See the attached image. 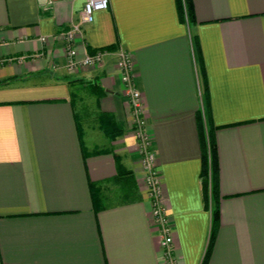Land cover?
I'll return each instance as SVG.
<instances>
[{
  "label": "crops",
  "instance_id": "obj_1",
  "mask_svg": "<svg viewBox=\"0 0 264 264\" xmlns=\"http://www.w3.org/2000/svg\"><path fill=\"white\" fill-rule=\"evenodd\" d=\"M42 1L0 0V264H165L113 55L66 70L59 31L78 22L82 0ZM190 9L187 20L175 0H107L79 23L75 48L130 55L177 264H199L207 242L195 123L205 93L217 220L202 264H264V0ZM100 112L120 134L102 133ZM113 153L132 199L112 180Z\"/></svg>",
  "mask_w": 264,
  "mask_h": 264
},
{
  "label": "built area",
  "instance_id": "obj_2",
  "mask_svg": "<svg viewBox=\"0 0 264 264\" xmlns=\"http://www.w3.org/2000/svg\"><path fill=\"white\" fill-rule=\"evenodd\" d=\"M52 0H43L45 8ZM107 0H82L78 22L70 23L59 31L63 49V66L66 70L93 67L100 64L106 54L113 55L114 68L121 83V92L128 108V122L137 153V161L142 175V189L148 201L149 221L158 237L160 256L165 264H177L171 248L172 225L161 198L159 172L154 164L151 140L145 130L143 103L131 73L129 53L120 46L112 50L95 48L77 54L74 37L79 33V23L91 21L94 10L106 6ZM42 38V37H41Z\"/></svg>",
  "mask_w": 264,
  "mask_h": 264
},
{
  "label": "trees",
  "instance_id": "obj_3",
  "mask_svg": "<svg viewBox=\"0 0 264 264\" xmlns=\"http://www.w3.org/2000/svg\"><path fill=\"white\" fill-rule=\"evenodd\" d=\"M175 4L180 18H182L183 15L187 20L192 18L190 0H175ZM194 47L195 51L197 52V44L195 42ZM199 62L200 61L198 59V63ZM195 123L199 144L198 178L201 203L202 207L209 212L207 242L199 262V264H202L206 255L207 247L210 243L213 227L217 220L216 165L214 156V141L212 138L213 125L209 120L208 105L205 93L203 94V104L201 109H197L195 112ZM97 126L108 138H113L122 131L121 124L114 120L112 115L107 112H100L97 115ZM113 158L115 162V175L113 176L112 180L117 183L122 194V200L132 199L134 198L133 191L135 190V186L133 185L130 171L123 167L117 154L113 153ZM88 189L91 208L93 211H96L98 208L103 206L102 195L97 185L92 182L88 183Z\"/></svg>",
  "mask_w": 264,
  "mask_h": 264
},
{
  "label": "rangeland",
  "instance_id": "obj_4",
  "mask_svg": "<svg viewBox=\"0 0 264 264\" xmlns=\"http://www.w3.org/2000/svg\"><path fill=\"white\" fill-rule=\"evenodd\" d=\"M75 105H77L76 102H75ZM77 111L79 112L78 106H77Z\"/></svg>",
  "mask_w": 264,
  "mask_h": 264
}]
</instances>
